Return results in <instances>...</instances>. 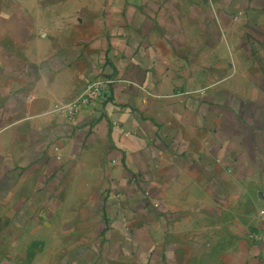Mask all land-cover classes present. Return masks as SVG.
I'll use <instances>...</instances> for the list:
<instances>
[{"label": "crops", "instance_id": "obj_1", "mask_svg": "<svg viewBox=\"0 0 264 264\" xmlns=\"http://www.w3.org/2000/svg\"><path fill=\"white\" fill-rule=\"evenodd\" d=\"M263 232L264 0H0V264H264Z\"/></svg>", "mask_w": 264, "mask_h": 264}, {"label": "built area", "instance_id": "obj_2", "mask_svg": "<svg viewBox=\"0 0 264 264\" xmlns=\"http://www.w3.org/2000/svg\"><path fill=\"white\" fill-rule=\"evenodd\" d=\"M115 82L111 78L98 77L89 81L85 88L71 100L61 102L54 108L55 111L63 112L70 116L79 113L84 107L102 99ZM257 239L264 244V232L257 234Z\"/></svg>", "mask_w": 264, "mask_h": 264}, {"label": "rangeland", "instance_id": "obj_3", "mask_svg": "<svg viewBox=\"0 0 264 264\" xmlns=\"http://www.w3.org/2000/svg\"><path fill=\"white\" fill-rule=\"evenodd\" d=\"M59 103H61V102H57V103H55L54 105H53V107H52V109L49 111L50 113H59V114H65V113H63V112H59V111H55V107H56V105H58ZM66 116H68V117H70V118H72V117H74V115L73 116H70V115H68V114H66Z\"/></svg>", "mask_w": 264, "mask_h": 264}]
</instances>
